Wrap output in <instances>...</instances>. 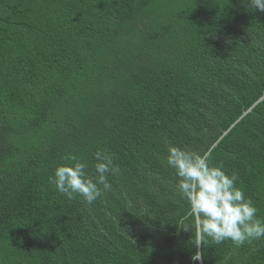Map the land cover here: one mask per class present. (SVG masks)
I'll return each instance as SVG.
<instances>
[{"label": "trees", "instance_id": "obj_1", "mask_svg": "<svg viewBox=\"0 0 264 264\" xmlns=\"http://www.w3.org/2000/svg\"><path fill=\"white\" fill-rule=\"evenodd\" d=\"M263 93L248 0H0V264H198L168 146L211 152L264 218V98L229 128ZM97 150L112 189L68 200L55 168L94 177ZM202 253L264 264V239Z\"/></svg>", "mask_w": 264, "mask_h": 264}, {"label": "clouds", "instance_id": "obj_2", "mask_svg": "<svg viewBox=\"0 0 264 264\" xmlns=\"http://www.w3.org/2000/svg\"><path fill=\"white\" fill-rule=\"evenodd\" d=\"M253 10L264 11V0H248ZM114 154L97 150L95 176L85 171L87 164L74 154L62 159L65 163L54 170L51 182L68 200L81 197L92 204L104 192L112 189L109 176H118L121 169L114 163ZM166 165L178 178L176 191L188 203V211L178 220V226L190 231L191 245L196 249L191 260H202V248L210 241L221 244L231 240L235 248L264 239V218L242 188L237 187V174H227L223 165L211 163V152L202 154L169 145ZM190 221V223H186Z\"/></svg>", "mask_w": 264, "mask_h": 264}, {"label": "water", "instance_id": "obj_3", "mask_svg": "<svg viewBox=\"0 0 264 264\" xmlns=\"http://www.w3.org/2000/svg\"><path fill=\"white\" fill-rule=\"evenodd\" d=\"M264 98V93L249 107V108H247V110H245L241 115H240V117L239 118H237L236 119V121L234 122V123H232L231 125H230V127L229 128H231L240 118H242L247 112H249V111H251L252 110V108L254 107V105H256L259 101H261L262 99ZM227 131H228V129L226 130V131H224L223 132V134L222 135H224V134H226L227 133ZM216 144V142H214L213 143V145L212 146H214ZM198 264H203V262H202V260L201 261H198Z\"/></svg>", "mask_w": 264, "mask_h": 264}]
</instances>
